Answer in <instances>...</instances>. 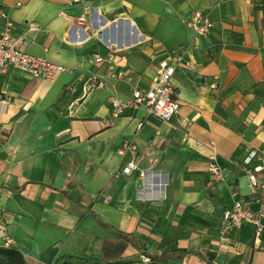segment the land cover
Here are the masks:
<instances>
[{"label":"crops","instance_id":"crops-1","mask_svg":"<svg viewBox=\"0 0 264 264\" xmlns=\"http://www.w3.org/2000/svg\"><path fill=\"white\" fill-rule=\"evenodd\" d=\"M195 11L212 23L206 37L189 27ZM8 28L66 71L0 73V245L25 264H264L250 224L219 242L223 210L253 199L244 169L264 156V0H0ZM173 50L190 66L172 78L171 120L142 108L113 118L109 96L149 88ZM109 53L111 65L92 61Z\"/></svg>","mask_w":264,"mask_h":264},{"label":"built area","instance_id":"built-area-1","mask_svg":"<svg viewBox=\"0 0 264 264\" xmlns=\"http://www.w3.org/2000/svg\"><path fill=\"white\" fill-rule=\"evenodd\" d=\"M74 1L77 2L78 0ZM16 5L20 6L19 3H16ZM189 27L193 31L195 38H203L210 33L212 23L205 13L195 11L190 15ZM21 43L22 38L14 36L10 28L0 33V73L11 69L33 78L53 81L60 73L66 71V68L61 65L51 63L43 57L24 52L21 49ZM92 61L96 64L106 63L111 65L113 53H109L106 57L97 54ZM189 66L190 62L184 60V56L180 51L173 50L165 53L158 61L156 78L149 88L132 90L130 95L124 97L109 96L108 104L111 116L119 118L124 116L129 110L142 108L146 114L152 115L162 122L170 121L179 110V103L174 96L172 78L178 68H188ZM121 78V73L115 76L117 80ZM104 86L105 82L102 78L96 74L90 75V89H102ZM0 103L2 105L5 104L1 96ZM138 126L140 127L141 124ZM210 146L212 148L211 155L207 161V171L211 180L219 183L223 180V171L215 158L216 151L212 142ZM126 151H130L133 157L122 169V173L129 175L137 168V157L133 146L124 144L120 148L119 154H123ZM244 171L253 199L252 201H245L237 198L223 210L219 227V242L224 245L232 242L237 244L234 241V237L244 224H250L254 227L255 239H258L264 232V156L257 157L251 167H246ZM233 195L236 196L235 191H233ZM252 202L258 204L257 209L252 208ZM142 259L143 263L150 264L148 258L142 257Z\"/></svg>","mask_w":264,"mask_h":264},{"label":"trees","instance_id":"trees-1","mask_svg":"<svg viewBox=\"0 0 264 264\" xmlns=\"http://www.w3.org/2000/svg\"><path fill=\"white\" fill-rule=\"evenodd\" d=\"M0 264H25V261L17 249L11 247L0 248Z\"/></svg>","mask_w":264,"mask_h":264},{"label":"rangeland","instance_id":"rangeland-1","mask_svg":"<svg viewBox=\"0 0 264 264\" xmlns=\"http://www.w3.org/2000/svg\"><path fill=\"white\" fill-rule=\"evenodd\" d=\"M157 57H159L161 55V53H159V51H157ZM0 248H9L8 246L2 244L0 245ZM124 264H145L143 263V259L141 258L140 260H138L137 258L132 259L130 261H126Z\"/></svg>","mask_w":264,"mask_h":264}]
</instances>
